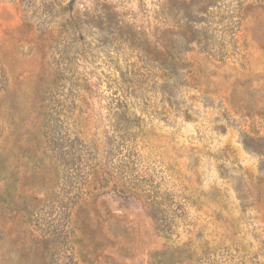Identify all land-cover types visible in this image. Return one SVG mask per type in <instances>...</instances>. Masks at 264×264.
I'll return each mask as SVG.
<instances>
[{
	"label": "rangeland",
	"instance_id": "rangeland-1",
	"mask_svg": "<svg viewBox=\"0 0 264 264\" xmlns=\"http://www.w3.org/2000/svg\"><path fill=\"white\" fill-rule=\"evenodd\" d=\"M0 264H264V0H0Z\"/></svg>",
	"mask_w": 264,
	"mask_h": 264
}]
</instances>
